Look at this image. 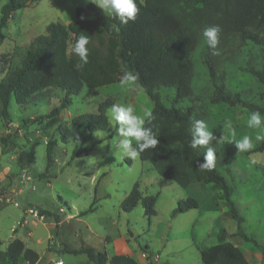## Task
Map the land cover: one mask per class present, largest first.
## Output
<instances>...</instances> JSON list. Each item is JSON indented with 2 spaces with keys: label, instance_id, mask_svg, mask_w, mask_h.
<instances>
[{
  "label": "rangeland",
  "instance_id": "1",
  "mask_svg": "<svg viewBox=\"0 0 264 264\" xmlns=\"http://www.w3.org/2000/svg\"><path fill=\"white\" fill-rule=\"evenodd\" d=\"M4 3L5 0H0V10ZM90 3L92 0H39L16 10L1 28L5 39L0 45V54L8 55L13 59L12 65L17 66L22 47L35 37L45 35L48 24L58 22L66 26L76 19L77 7L86 10ZM92 17L85 16L84 20L90 21ZM240 42L237 35H231L228 47L219 43V54L214 53L212 57L220 75L224 59ZM70 48L69 42L68 50ZM193 61L196 97L178 100V105L183 107L195 103L204 107L205 112L195 120H205L216 137L208 146L215 150L219 172L233 187L231 197L244 218V230L252 231L262 239L264 150L240 152L235 143L229 141L249 135L255 147L258 142L255 136L260 130L247 127L250 112L238 105L202 102L212 83L207 80L208 70L198 60L197 54ZM5 68L6 65L0 63V78ZM223 81L230 91L244 92L247 98L252 99L253 96L256 102L264 103V86L258 84L250 73L237 70ZM159 91L167 95L165 100L170 104L174 90L161 87ZM63 97L64 92L60 89L49 88L41 91L35 101L21 105L12 98L9 123L0 121V136L8 133L10 127L16 143L15 149L7 153H2L0 146V255L8 241L17 237L42 256L37 264H54L58 259L63 264H93L84 254L67 252L64 247L79 249L93 246L112 255L114 249L125 241L129 248L135 250L133 257L139 264L142 260L136 253L144 251V247H147V252L158 255V264H197L200 245H206L213 239L210 229L214 216L219 213L209 206L213 198L217 200L218 194L221 201L224 200L221 190L210 182L203 192L182 187L161 177L149 162L121 153L116 148L119 137L115 121L110 119L111 107L106 111V130L90 132L85 127L70 124L75 115L96 112L98 105L106 99H111L114 104L131 105L137 114H142L144 108L152 109L153 106L144 89L138 83L132 88L121 87L120 81L93 89L83 84L77 95L69 96V105L60 113L59 123L69 128L68 137H62L54 126L47 128V119L32 122L37 116L48 114ZM229 122L235 130L234 137L227 128ZM49 139L55 141L54 159L45 173V144ZM34 140L39 142L34 147V162L29 167L21 166L17 161L18 152L27 149ZM253 160L256 163L253 164ZM135 182L142 193L156 196L155 214L149 219L144 216L139 202L130 212L120 208L121 201ZM190 196H197L201 207L172 215L177 202ZM35 206L53 212L60 219L68 214L71 218L51 227L49 221H54L53 218L43 216L36 219L25 213L26 207ZM224 208L227 209L226 206ZM37 238L41 240L37 242ZM51 253L52 262L46 263ZM141 258L148 263L145 256ZM0 264L3 263L0 261ZM21 264L26 263L21 260Z\"/></svg>",
  "mask_w": 264,
  "mask_h": 264
},
{
  "label": "trees",
  "instance_id": "2",
  "mask_svg": "<svg viewBox=\"0 0 264 264\" xmlns=\"http://www.w3.org/2000/svg\"><path fill=\"white\" fill-rule=\"evenodd\" d=\"M28 0H5L0 10V45L5 39L1 31L13 12L26 6ZM39 0H30V4ZM139 9L136 19L122 24L118 19L109 16L95 4L86 8L94 10L90 21L84 20V8H76V20L66 26L50 23L46 34L35 37L22 47L23 53L19 64L13 66V59L0 54V63L6 65L0 78V121L9 123V104L13 98L21 105L37 99L45 89L58 88L64 92L59 105L53 106L48 114L34 118L32 122L47 119L45 125L54 126L62 137H68L67 125L59 123L60 113L70 103L69 96L77 95L85 84L93 89L114 82H119L125 71L137 73L138 84L144 89L153 103L155 119L151 125L157 135L156 149H146L138 157L149 162L163 178L170 179L182 187L191 183L206 180L214 183L220 190L230 216L236 221L235 235L250 242L260 250L264 258V249L252 236L243 230V217L232 199L233 187L218 170V164L211 170H201L196 161H203L204 146L196 149L189 147L192 124L196 117L205 110L200 104L178 105V100L185 97H196L193 89L194 61L193 56L207 68L208 81L212 83L207 97L202 101L225 103L229 106H240L248 112L260 111L264 114V103H258L246 97L241 91H230L223 79L232 76L237 70L250 73L256 82L264 86V0H135ZM219 25V34L224 47H228L231 35H237L241 42L232 49L230 56L223 61V73L220 75L215 67L212 55L217 49L208 46L203 30L206 27ZM257 32H262V36ZM80 35L88 36L89 60L78 69L79 58L74 55L72 46ZM69 42L71 44L68 50ZM17 48V47H16ZM161 87L174 90L170 104L166 103L167 95L161 93ZM169 97V96H168ZM113 101L101 102L96 112L81 113L71 118L70 124L85 127L88 131L106 130L108 127L106 111ZM8 127V133L0 136L1 152L7 153L16 147L14 134ZM65 132V133H64ZM64 140V138H63ZM65 141V140H64ZM39 142L34 140L27 149L18 152L17 161L21 166H30L35 159L34 147ZM49 139L45 146L47 173L53 162V145ZM135 146V144H134ZM264 140L258 141L250 152L263 151ZM45 173L40 174L43 176ZM156 196L144 194L135 182L129 193L120 203V208L130 212L139 202L144 216L149 219L155 214ZM198 202L187 197L177 202L172 215L197 209ZM90 210V209H88ZM42 216H53L55 225L58 216L53 212L38 208ZM264 220V217H263ZM226 231L221 228L218 238L222 241L221 252L213 261L203 260L201 264H250L239 250L226 239ZM73 254H84L93 264H138L129 255L115 254L108 257L104 251L93 246L79 249L64 247ZM144 253L148 264H155L151 252ZM38 253L27 247L24 242L14 237L8 241L0 255L3 264H35Z\"/></svg>",
  "mask_w": 264,
  "mask_h": 264
},
{
  "label": "clouds",
  "instance_id": "3",
  "mask_svg": "<svg viewBox=\"0 0 264 264\" xmlns=\"http://www.w3.org/2000/svg\"><path fill=\"white\" fill-rule=\"evenodd\" d=\"M103 13L118 19L122 24L134 21L139 11L135 0H92ZM222 29L219 25L206 27L203 30V37L212 49H217L219 43V34ZM89 38L80 35L72 46V51L79 58L76 65L81 69L89 60ZM215 54H219L218 51ZM137 73L125 71L120 80L121 87H134L138 82ZM110 119L115 121L116 132L119 139L116 142V148L125 156L137 158L138 155L146 149H156L159 141L157 135L153 131V127H146L152 124L155 119L153 111L150 107L144 108L142 114H137L136 109L131 105L113 104L110 111ZM247 127L251 129H259L255 136L256 141L264 140V117L260 111H252L247 118ZM231 135L235 136V130L231 123L227 124ZM216 139L212 130H209L205 120H194L192 124L191 140L189 147L196 149L198 146H205L203 161H196V166L201 170H211L215 167L216 154L212 147H209L211 141ZM235 143L238 151H249L254 147L253 139L249 135H244L240 139L229 140ZM135 142V146L133 144ZM252 163H256L255 160Z\"/></svg>",
  "mask_w": 264,
  "mask_h": 264
},
{
  "label": "crops",
  "instance_id": "4",
  "mask_svg": "<svg viewBox=\"0 0 264 264\" xmlns=\"http://www.w3.org/2000/svg\"><path fill=\"white\" fill-rule=\"evenodd\" d=\"M75 20H73V21H75ZM2 76L3 75H1V77ZM208 183L209 182H207L206 180H201L199 182H195V183L189 184L188 186H186V188H192L195 191L203 192L206 189V186L205 185H207ZM192 197L197 200V202H198V208L197 209H199L201 207V202L199 201V199H198L197 196H192ZM214 201H215V199L213 198V200L211 201V205L209 206V209H211V210L212 209H216V210H218L217 213H219V214L217 216H214V221L212 223V228L210 229V234H211V237H213V239L211 240V242H208L206 245H200V249L198 250L199 251V258H198V263L197 264H201L203 260H205V261H213V260H215L219 256V254L221 252L222 241L218 238V231L221 228H223L226 231V233H227L225 241H229L233 245L237 246L239 248V250L242 252V254L244 255L245 259L250 264H264V258L262 256L260 250L257 249L250 242H247V241L241 239V237H239L238 235H235V231H236L237 224H236V221L230 216L228 209L225 210V208H224L226 206L225 201L224 200L221 201V198H220V195L219 194H218V198L216 200L217 202L216 201L214 202ZM35 208L38 209V208H42V207H36L35 206ZM226 208H227V206H226ZM189 211H191V210H188V212ZM238 211H239V209H238ZM48 217L53 218V216H48ZM44 218H45V216H44ZM70 218H71L70 217V214H68L64 219H70ZM64 219L58 218V224H61L62 222H64ZM49 222H50L51 227H53L55 225V221H52L51 220ZM243 222H244V218H243ZM34 223H35V221H34ZM242 226H243V230H244L243 223H242ZM244 232H245L246 235L252 236L253 238H255L257 240V242L259 244H261V246L264 249V236H263L262 239H259L258 237L255 236V233L252 232V231H245L244 230ZM30 234H31V232H30ZM40 240H41L40 238H37L36 239L37 242L40 241ZM82 247H85V246H82ZM55 249H57V248H55ZM49 252H51V251H49ZM133 252H135V250L132 249V248H129L128 244L125 241H123V242L120 243V245H118L117 248L114 249L112 255H115V254H126V255H129L132 258H134L133 257V254H134ZM143 253L144 252L141 251V252L136 253V254L142 260V264H148V263L145 262L144 259L141 258V256H142ZM38 255H39V259H38V261L35 264H37L39 262V260L41 259V257H42L39 253H38ZM106 255L108 257H111L112 256V255H109L107 253H106ZM153 256H155V264H158L157 263V261H158V255L156 257V255L153 254ZM52 258H53V255L51 253L49 255V258H48V260H47L46 263L52 262ZM55 261H57V260H55Z\"/></svg>",
  "mask_w": 264,
  "mask_h": 264
},
{
  "label": "built area",
  "instance_id": "5",
  "mask_svg": "<svg viewBox=\"0 0 264 264\" xmlns=\"http://www.w3.org/2000/svg\"><path fill=\"white\" fill-rule=\"evenodd\" d=\"M60 210H62L60 208ZM25 213L36 218V219H42L43 216L39 214L38 209H36L35 207H26L24 209ZM142 256H145V253L142 254ZM155 259V256H154ZM54 264H63L62 261L59 259L57 261H54Z\"/></svg>",
  "mask_w": 264,
  "mask_h": 264
},
{
  "label": "water",
  "instance_id": "6",
  "mask_svg": "<svg viewBox=\"0 0 264 264\" xmlns=\"http://www.w3.org/2000/svg\"><path fill=\"white\" fill-rule=\"evenodd\" d=\"M26 4H30V0H28L26 2ZM84 15L85 16H93L94 15V10H92L90 8H86V10L84 11Z\"/></svg>",
  "mask_w": 264,
  "mask_h": 264
}]
</instances>
